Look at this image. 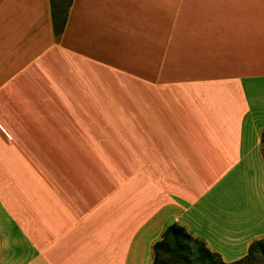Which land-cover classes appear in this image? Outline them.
I'll return each mask as SVG.
<instances>
[{"label": "crops", "instance_id": "crops-1", "mask_svg": "<svg viewBox=\"0 0 264 264\" xmlns=\"http://www.w3.org/2000/svg\"><path fill=\"white\" fill-rule=\"evenodd\" d=\"M173 224L264 238V0H73L58 34L0 0V264H154Z\"/></svg>", "mask_w": 264, "mask_h": 264}, {"label": "trees", "instance_id": "trees-1", "mask_svg": "<svg viewBox=\"0 0 264 264\" xmlns=\"http://www.w3.org/2000/svg\"><path fill=\"white\" fill-rule=\"evenodd\" d=\"M73 0L62 8L57 0H52V13L56 34L63 30L67 19V11ZM61 23V27L58 23ZM191 250V255L189 253ZM163 253L172 254L174 259L184 264H252L259 257L264 260V238L254 241L248 254L232 263L223 260L217 252L211 251L205 243L193 237L184 227L173 224L167 228L163 239L155 244V262L159 261ZM190 255V256H189ZM193 255V257H192Z\"/></svg>", "mask_w": 264, "mask_h": 264}, {"label": "rangeland", "instance_id": "rangeland-1", "mask_svg": "<svg viewBox=\"0 0 264 264\" xmlns=\"http://www.w3.org/2000/svg\"><path fill=\"white\" fill-rule=\"evenodd\" d=\"M68 1L69 0H57V2H59V5H61L60 6L61 8H62V4H63L64 7H66ZM189 253L191 255V250H189ZM192 257H193V255H192ZM155 264H184V263L181 262V261L177 262V260L174 259L173 255L171 253L170 254L163 253L161 255L160 260L156 261ZM252 264H264V260H263V258L259 257L257 260L253 261Z\"/></svg>", "mask_w": 264, "mask_h": 264}]
</instances>
